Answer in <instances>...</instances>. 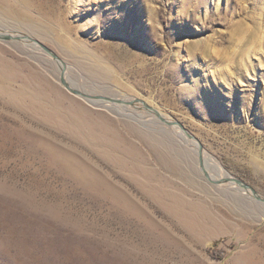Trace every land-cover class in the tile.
Returning <instances> with one entry per match:
<instances>
[{
	"label": "rangeland",
	"instance_id": "374dc122",
	"mask_svg": "<svg viewBox=\"0 0 264 264\" xmlns=\"http://www.w3.org/2000/svg\"><path fill=\"white\" fill-rule=\"evenodd\" d=\"M0 32L57 56L0 40V264H264V0H0Z\"/></svg>",
	"mask_w": 264,
	"mask_h": 264
},
{
	"label": "bare ground",
	"instance_id": "6f19581e",
	"mask_svg": "<svg viewBox=\"0 0 264 264\" xmlns=\"http://www.w3.org/2000/svg\"><path fill=\"white\" fill-rule=\"evenodd\" d=\"M0 35H3V36H8L10 37V40H18V41H23V40H27L28 42H32V44H36L38 45L45 53H47L48 55H50L54 60H57V56L54 55L49 49H47L45 46H43L42 44H40L38 41H35L33 39H31L30 37H27L25 35H20V34H14V33H8L7 32H4V33H1L0 32ZM35 46V45H34ZM37 46V47H38ZM36 47V46H35ZM59 61V60H58ZM61 66H65V63L63 60H60L59 62ZM62 70V68H61ZM64 70V69H63ZM67 86V88H70L71 90H76L78 91V93L80 95H78V97H81V98H87V99H93L91 97H89V95H85L83 90L79 89V88H76L74 89L75 87H73L72 85H69L66 81V79L64 78V75H63V72L61 71L60 73V77H59V82L60 84L62 85V82ZM64 87V85H62ZM78 89V90H77ZM82 92H80V91ZM68 91V90H67ZM69 92V91H68ZM133 101V100H132ZM107 102H110V103H124V104H133V102H125L124 100H120V101H116V100H113V99H108ZM141 104L144 105L146 107V109L149 110V113L151 115L154 116V119L157 118L159 119V121H162L164 124H167L168 126H172V127H177L178 129L181 130V132H179V130H177V128L175 129V133L177 136H179L180 138L182 137V139L185 141L187 139V136L189 139H192L191 142H188V144H192L191 146L194 148V151L197 152V154H199L200 158L198 159V163H199V168L200 170L202 171V173L207 177V181L212 184V185H219L220 183H226V182H229L227 185V187H233L234 183H236L238 186L240 187H247L245 186L243 183H241L240 181H237L235 179H231L229 178V176L226 174V173H223L220 166L218 165V163H216L214 160H212V158L208 157L206 154H204V152L202 153L201 151V147H200V143L195 141V139L189 135L178 123L174 122V121H167V118L165 116H163L161 113L157 112L155 109H151V108H148V106L143 103L141 101ZM169 119V118H168ZM161 122V123H162ZM177 130V131H176ZM184 133H186V135H184ZM211 162L213 168L216 169V171L218 172V174L216 176H211L207 173V171L204 170V166H203V163H205V165H209ZM210 166V165H209ZM206 169V168H205ZM210 177H209V176ZM211 178V179H210ZM228 178V179H227ZM194 186V185H193ZM235 187H237L235 185ZM231 188L236 194H240V196L242 195L243 191L240 190V188ZM246 190V189H245ZM249 190V189H248ZM231 191V190H230ZM245 195H243L246 198L250 199V200H254V201H258V202H262L261 198H259L256 193L252 190L250 194L249 192H244ZM243 193V194H244ZM253 197H252V196ZM220 203H222V200H218ZM231 204V203H230ZM233 205V204H232ZM260 206V205H259ZM213 228L211 227H206L204 230H202L203 233H207V234H210L212 232ZM217 230V229H216Z\"/></svg>",
	"mask_w": 264,
	"mask_h": 264
},
{
	"label": "water",
	"instance_id": "95a60500",
	"mask_svg": "<svg viewBox=\"0 0 264 264\" xmlns=\"http://www.w3.org/2000/svg\"><path fill=\"white\" fill-rule=\"evenodd\" d=\"M0 40H3V41H9L10 40V37H8V36H3V35H0ZM62 82V81H61ZM62 85H64V88L66 89V90H68L69 91V93H71L72 95H74V96H78V95H80L79 93H78V91H76V90H71L70 88H67V86L62 82ZM243 189H248V187H243ZM252 191V190H251ZM262 200V202L264 203V199H261Z\"/></svg>",
	"mask_w": 264,
	"mask_h": 264
}]
</instances>
